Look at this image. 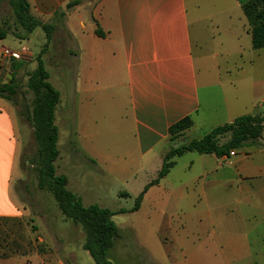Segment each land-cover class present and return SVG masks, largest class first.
<instances>
[{
  "label": "crops",
  "instance_id": "1",
  "mask_svg": "<svg viewBox=\"0 0 264 264\" xmlns=\"http://www.w3.org/2000/svg\"><path fill=\"white\" fill-rule=\"evenodd\" d=\"M245 1L28 0L33 16L57 32V122L70 124L61 135H73L83 158L64 172L68 188L85 206L116 211L111 204L121 194L137 199L148 186L140 209L121 215L138 217L125 226L158 264H264V130L259 146L233 157L186 153L150 185L177 122L191 119L180 138L192 141L186 133L207 135L239 117L264 116V49L252 47ZM0 4L11 15L8 1ZM7 38L0 75L6 66L14 75L4 51L27 57L31 71L45 59L41 28L26 41ZM22 125L0 97V219L31 215L15 192ZM131 185L140 186L137 193Z\"/></svg>",
  "mask_w": 264,
  "mask_h": 264
},
{
  "label": "rangeland",
  "instance_id": "2",
  "mask_svg": "<svg viewBox=\"0 0 264 264\" xmlns=\"http://www.w3.org/2000/svg\"><path fill=\"white\" fill-rule=\"evenodd\" d=\"M7 13L4 10L0 11V24L3 21H9L11 18L10 12ZM10 24H12V21ZM52 28L53 30L49 33L50 41L48 47L46 50L43 49L41 53L42 57H45L43 65L49 74L48 82L51 86H53L52 83L57 85L61 79L57 60L54 59L59 48V43L57 41L55 26ZM7 37L9 39L11 35ZM34 40V47H40L41 40ZM17 62H20L19 64L21 66L16 73L22 72V75H19V73L16 75L18 94L14 96L13 101L5 100L11 106L15 107L16 113L23 124V144L19 158L22 185L21 182H17L15 192L21 202V206L29 209L31 215L22 219H0V264H95L90 253L86 250V236L82 227L72 223L63 214L59 203L52 193L46 189L40 190L38 187L39 173L37 172V162L34 163V160L37 161L38 157V146L34 140L33 128L26 117V112L31 109V103L35 98V93L28 87L30 81L29 76H33L37 68L31 71L29 59L24 56L20 60H17ZM59 104L55 111V125L58 129L57 148L59 157L54 166L56 176H64L67 178L64 175V172L68 169L67 167L69 165L75 166L83 164V158L81 157L82 155L77 154V151H75V146L72 144L73 135L66 139L63 134L61 135L60 129L64 127L68 131L70 124L68 123L67 125L64 123L63 125L59 119L57 122V116L63 119L61 110L58 109ZM3 105H8V103L4 102ZM57 113L59 114L57 115ZM205 135V133L198 130L186 133L187 138L197 140L202 139ZM229 140L230 135L221 136L219 138V144H224ZM188 141L185 138H180L179 140L172 139L166 155L174 148V143L178 142L177 147H180ZM144 179V176H141L138 179V184L136 182H133V184L141 185ZM68 182L67 189L69 190ZM137 185H131L129 191L137 193L136 191L140 188ZM77 196L83 203L82 198L79 195ZM136 197V194H132L130 198H122L117 200V202H112L111 205L118 208L116 211L131 209L135 204ZM83 205L85 206L84 203ZM121 207L122 209H120ZM113 221L119 230V235L114 240L113 248L108 253V258L113 264H158L157 260L147 250L141 247L133 231L125 226V223L131 225L133 222H138L137 216L117 215L113 218Z\"/></svg>",
  "mask_w": 264,
  "mask_h": 264
},
{
  "label": "trees",
  "instance_id": "3",
  "mask_svg": "<svg viewBox=\"0 0 264 264\" xmlns=\"http://www.w3.org/2000/svg\"><path fill=\"white\" fill-rule=\"evenodd\" d=\"M8 1L11 7V18L0 24V41L6 39L8 35L19 41H26L35 30L41 28L47 38V44L44 47L46 50L50 41L49 33L53 30V26L45 24L33 16L28 0ZM76 4L77 2L68 4L67 9H71ZM242 9L249 24L253 49L255 51L264 49V0H247L242 4ZM11 21L12 24H10ZM97 35L105 37L101 30H97ZM37 63V71L33 76H29L28 87L35 93V98L31 103V109L26 112V117L33 128L34 140L38 146L37 161L34 160V163L37 162V172L39 173L38 187L40 190L46 189L52 193L63 214L72 223L82 227L86 236V250L90 253L95 264H113L108 258V253L119 235L113 218L117 215L138 211L148 186L138 196L133 208L129 211H112L99 205L85 207L81 199L67 189V178L56 176L54 166L59 157L55 111L60 95L48 82L49 74L44 68L41 56L38 57ZM20 66L19 62L13 60L14 75L9 84L0 85L1 98L13 101L14 96L18 94L16 71ZM192 125L193 122L190 118H185L174 124L169 129L170 141L172 139L179 140ZM263 130L264 116L246 115L237 118L231 124L212 130L200 140L189 141L180 147L173 145L174 148L164 158L158 178L150 185L163 179L176 165L175 159L186 153L214 154L219 158L230 157L232 151H238L248 146H259ZM225 135H230V140L219 144V138ZM174 144H178V142ZM127 197L129 196L126 193L120 195V198Z\"/></svg>",
  "mask_w": 264,
  "mask_h": 264
},
{
  "label": "water",
  "instance_id": "4",
  "mask_svg": "<svg viewBox=\"0 0 264 264\" xmlns=\"http://www.w3.org/2000/svg\"><path fill=\"white\" fill-rule=\"evenodd\" d=\"M13 60H8L7 63L10 65L12 64ZM9 68L6 66L0 75V85H6L9 84L12 79V72H8Z\"/></svg>",
  "mask_w": 264,
  "mask_h": 264
},
{
  "label": "built area",
  "instance_id": "5",
  "mask_svg": "<svg viewBox=\"0 0 264 264\" xmlns=\"http://www.w3.org/2000/svg\"><path fill=\"white\" fill-rule=\"evenodd\" d=\"M3 57H5L6 59H10V60H18L20 59V54L15 53V52L4 51ZM236 154H237V151H232L230 153V157L236 156ZM225 158H229V157H225Z\"/></svg>",
  "mask_w": 264,
  "mask_h": 264
}]
</instances>
